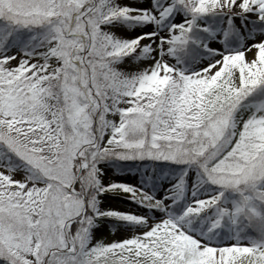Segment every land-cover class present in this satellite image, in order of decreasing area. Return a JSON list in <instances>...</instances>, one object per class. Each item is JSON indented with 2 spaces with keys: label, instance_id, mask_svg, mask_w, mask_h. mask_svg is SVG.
I'll use <instances>...</instances> for the list:
<instances>
[{
  "label": "snow or ice",
  "instance_id": "obj_1",
  "mask_svg": "<svg viewBox=\"0 0 264 264\" xmlns=\"http://www.w3.org/2000/svg\"><path fill=\"white\" fill-rule=\"evenodd\" d=\"M0 264H264V0H0Z\"/></svg>",
  "mask_w": 264,
  "mask_h": 264
}]
</instances>
